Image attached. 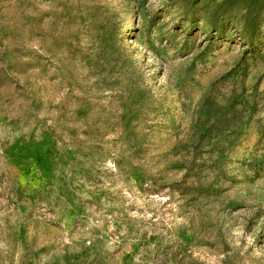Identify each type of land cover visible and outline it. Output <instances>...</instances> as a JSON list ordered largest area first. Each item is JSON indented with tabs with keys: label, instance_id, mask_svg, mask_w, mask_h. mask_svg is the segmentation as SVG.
<instances>
[{
	"label": "rangeland",
	"instance_id": "rangeland-1",
	"mask_svg": "<svg viewBox=\"0 0 264 264\" xmlns=\"http://www.w3.org/2000/svg\"><path fill=\"white\" fill-rule=\"evenodd\" d=\"M0 264H264V0H0Z\"/></svg>",
	"mask_w": 264,
	"mask_h": 264
},
{
	"label": "trees",
	"instance_id": "trees-1",
	"mask_svg": "<svg viewBox=\"0 0 264 264\" xmlns=\"http://www.w3.org/2000/svg\"><path fill=\"white\" fill-rule=\"evenodd\" d=\"M197 1V0H196ZM199 1V0H198ZM220 31V29L219 28H217V27H215V32H219Z\"/></svg>",
	"mask_w": 264,
	"mask_h": 264
}]
</instances>
